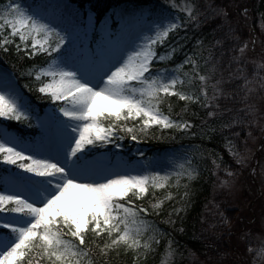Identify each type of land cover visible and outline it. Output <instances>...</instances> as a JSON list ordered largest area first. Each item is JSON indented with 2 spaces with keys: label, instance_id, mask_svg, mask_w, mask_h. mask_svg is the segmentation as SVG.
I'll list each match as a JSON object with an SVG mask.
<instances>
[{
  "label": "snow or ice",
  "instance_id": "obj_1",
  "mask_svg": "<svg viewBox=\"0 0 264 264\" xmlns=\"http://www.w3.org/2000/svg\"><path fill=\"white\" fill-rule=\"evenodd\" d=\"M217 17L226 21L223 7L207 5L201 11L194 2L190 14L179 22L175 16H157L143 8L113 9L97 26L93 12L85 15L64 0L33 5L8 0L0 11V49L8 54L14 46L20 60L44 57L41 65H32L22 75H34L33 83L38 85L34 90L51 104L40 115L15 88L11 75L0 72V118L26 121V127L37 129L27 138L0 128V163L19 170L5 177L0 186V264H112L110 254L119 256L121 249L134 253L138 264L156 253L162 240L167 241L162 264H175V257L183 256L172 233L149 219L161 214V204L146 206L138 201L149 192L169 187L172 177L177 186L186 179L182 207H173L161 221L175 231L173 217L183 223L185 217L180 213L186 216L194 203L190 184L197 179L199 168L194 161L203 159L207 150L194 147L183 157L187 167L169 161L161 172L153 167L151 158L132 163L118 152H109L108 146L120 149L126 137L135 142L157 138L149 137L153 127L161 133L179 130L210 139L216 129L206 120L198 126L182 116L173 119L171 107L169 114L162 108L167 98L177 97L210 108L207 116L219 118L232 111L217 103L221 97H233L223 86L237 79L244 80L238 88L253 83L240 67L247 63L242 56L229 62V69L233 61L237 67L225 79L222 73L216 76L211 49H207V57L200 55L207 75L201 74V65L194 58L197 53L185 51L192 39L188 31ZM181 30L184 36L179 35ZM202 40H195L194 49L202 46ZM240 51L243 55L244 49ZM179 53L184 58L172 63ZM165 63L172 66H160ZM257 68L264 69V64ZM259 80L264 88V77ZM243 122L235 115L221 128ZM193 128L197 131H191ZM229 151L237 164H243L245 157L231 141ZM221 186L228 187L229 181H221ZM220 217L221 223L228 222L223 213ZM248 251L255 249L249 247ZM258 254H264V248Z\"/></svg>",
  "mask_w": 264,
  "mask_h": 264
},
{
  "label": "trees",
  "instance_id": "obj_2",
  "mask_svg": "<svg viewBox=\"0 0 264 264\" xmlns=\"http://www.w3.org/2000/svg\"><path fill=\"white\" fill-rule=\"evenodd\" d=\"M77 3L80 7L86 5L95 14L96 21L102 19L107 12L114 5L128 2L132 4H141L146 6L147 10H151L157 16L164 15L166 12L171 10L169 6L170 0H70ZM178 2V0H175ZM192 3V7L197 4L201 11L205 10L207 5L212 7H223L227 13L226 21L220 17L211 20L208 23H203L197 30H189L188 36L192 39L185 45V51H195L197 55L194 57L197 62L201 65V74L207 75L208 73L204 70V61L200 59V55L204 57L208 56L207 49H211L213 61L212 64L216 65V76L219 78L221 73L224 78L227 79L230 70H235L237 63L233 61L231 63V69H229V62L233 57H241L247 61L246 64H240V67L245 68V73L249 80L255 81L260 77H264V69H258L257 65L264 64V0H185ZM246 9V11H245ZM189 14L181 12V18L187 17ZM223 24V27L217 29L218 25ZM231 28V32L229 29ZM180 36H184L183 30L179 33ZM203 37L202 46L194 49V42L197 38ZM219 41V42H217ZM254 41V43H253ZM184 43L183 40L180 41ZM245 45H247L245 47ZM243 48V55L240 49ZM183 53L174 55L172 63H178L183 59ZM44 57L37 56L34 59L25 58L20 60L16 54L14 46L12 50L5 54L0 49V64L8 67L16 77L17 83L19 84L23 94L28 98L31 105L44 106L47 97H43L38 91L34 89L38 85L34 84L33 81L35 76H26L22 73L30 68L32 65H41ZM255 62V63H253ZM212 64L208 65V68L212 67ZM160 66H172V64L165 63ZM187 67L185 71H187ZM258 73V76L256 74ZM254 77L256 79L254 80ZM214 82V81H211ZM210 82V83H211ZM252 84V83H251ZM29 85V87H25ZM244 80L237 79L231 83L225 84L223 89L225 92H232L233 97L229 100H225L221 97L217 103L220 104L221 109L229 108L231 112L224 113L223 116L208 117L207 112L212 109H203L198 104L187 103L180 101L177 97L167 98L164 102L162 110L165 114H169L168 110L171 107V115L173 119H179L181 116L184 120H187L195 125H201L205 120L207 124L215 127L216 131L210 134V139L205 137L201 138L199 135L192 136L191 134L185 135L179 130H170L161 133L158 127H153L149 131V138L142 139L140 142L145 146L144 155L146 158H151L156 161H160L166 157L176 158L181 155H187L191 153L194 147H200L207 151L203 152V159L194 161L198 163V177L195 181L191 182L190 190L192 192L190 199L194 201L193 206L187 210L185 216L184 212L180 213V216L185 217L183 223L173 217L177 222L173 226L161 221L167 219L168 212L173 208L182 207V197L186 189L183 184L188 183L186 179L180 180V186H177L175 182H171L169 187L164 189L154 190L149 192L147 198L143 201L146 206L151 204H161V214L152 215L149 217L150 220L156 222L157 226L166 231L171 232L175 240L179 242L183 256L175 257V264H226L231 263L232 257L237 256L235 253V240L233 234L223 233V224L221 218L214 220L216 217H207L206 208L210 204L213 190L215 189V179L213 174L216 176L214 161V154L219 153L223 159L230 160L227 149L224 146V140L227 137L229 140H233L238 146L246 143L248 134H254L255 130L251 127L252 113H254V97L253 93L249 91V85L243 86ZM195 87H199L197 81ZM33 89V90H30ZM185 90H190L185 87ZM264 89H259L258 94L255 96H261ZM209 95H211V88L208 89ZM187 104V110L185 105ZM262 102H258L257 105H261ZM249 106L252 107V111H249ZM239 110V111H238ZM235 115H239L243 118V123L232 124L230 128H221L223 123H227ZM129 123V126H131ZM6 127L14 130L23 135L25 129L18 126L13 122H6ZM30 132H35L34 128H29ZM191 131H197L193 128ZM233 133H239L238 136H234ZM257 133V132H256ZM123 134V133H121ZM163 136V138H159ZM130 138L126 137L125 143ZM249 143V142H248ZM247 143V144H248ZM142 145V146H143ZM211 148H216L217 151ZM221 167L217 170L220 173ZM215 203L219 200V196L216 193L213 197ZM230 200L228 197L225 198L226 204ZM162 202V203H161ZM215 205V204H214ZM224 201L219 202V207H225ZM228 208V207H227ZM206 212V214H205ZM229 221H235L234 213L231 209L227 210L224 214ZM237 222L244 221L248 222L246 218L236 219ZM184 228L185 231L181 233L179 229ZM167 241L162 240L156 253L149 256L147 260L141 259L138 264H162V254L164 253ZM112 264H136L135 254L132 252L125 253L121 249L120 255L117 256L115 252L110 254ZM241 262V261H240Z\"/></svg>",
  "mask_w": 264,
  "mask_h": 264
},
{
  "label": "rangeland",
  "instance_id": "obj_3",
  "mask_svg": "<svg viewBox=\"0 0 264 264\" xmlns=\"http://www.w3.org/2000/svg\"><path fill=\"white\" fill-rule=\"evenodd\" d=\"M57 2H60V0H23L25 5ZM64 2L69 3L74 8L81 9L85 15L91 12L87 6L82 8L77 3L70 0H64ZM7 3L8 0H0V11L3 10L4 5ZM168 3L170 7L171 5H175L176 8L173 10L171 7V10L166 12L164 16H175L177 17L178 22L179 19H181V12L190 14L192 9V3L185 0H178V2L175 0H170ZM137 8L147 9L146 6H142L141 4L123 2L111 7L107 14L113 9L133 10ZM99 21H96L97 26H99ZM6 34L7 33H5V35ZM0 72H6L10 74L15 88L18 89L20 93H22L13 72L4 66H0ZM248 88L253 89L251 92L253 93V97L255 99L253 107L254 113H252L253 119H251L250 123L251 127H253L255 130V133L251 134L250 136L248 134V138L245 141L246 143L240 146H238L233 140H229L227 137L225 138L224 146L228 151L230 160L223 159L219 153L214 154L216 160L214 163L216 176L213 174V179H215L216 187L213 190L212 198L210 199L211 202L206 208L207 217L209 220H211L212 217L213 219L216 217L214 220L221 218L220 213L225 214L229 209H231L234 213L235 221H229L228 218V222L223 224V233L224 235L227 233L233 234L236 247L235 253L237 256L232 257L230 255L232 262L226 264H264V254H258L260 249L264 248V131H262V129H264V92L260 94L261 96H255L258 94L257 92H259V89L264 88L261 87L259 79L253 81V83L250 84ZM22 95L27 100L23 93ZM259 101L262 102L261 105H257ZM45 103L46 104L44 106L33 105L40 115H43L45 110H50L49 105L51 104V101L48 99ZM7 121L8 120L0 118V128H7L5 126V122ZM11 122H15L18 126L25 129V134L22 135L8 128L16 136L31 138L37 132L36 128L35 132H30V129L26 127V121L24 123L17 121ZM32 123L35 124L36 122L33 120ZM229 141H231L232 144L235 145L236 150L245 157L243 164L236 163V160L229 151ZM122 143L124 144V147L120 149H115L109 145L108 151L118 152L120 156L132 163L149 160V158H146L145 155H143V157L140 156V153L145 154V146L140 141L135 142L129 139L127 143H125V141ZM211 149L217 151L216 148ZM99 151L104 150L100 149ZM94 154L98 155L99 153L97 152ZM183 157H185V155H181L176 158L166 157L160 160L161 163L159 165H156V160L152 159L153 167L163 172L168 166L169 161H174V166L185 163ZM113 159H115V157H113ZM221 160L223 161V164H221ZM217 164L221 165L220 173H217V170L220 168H217ZM185 167H187L186 163ZM16 171L19 170L16 169L15 166L0 163V186H3L5 177ZM227 172H234L237 175L236 177H231L227 175ZM225 180L229 181L228 187L221 186V181ZM233 181L235 182L233 183ZM171 182H175V177H172ZM216 193L219 196L217 203H215L213 199ZM226 197L230 199L228 200L227 204L225 202ZM220 201H224V204L227 206L219 207ZM244 218H246L248 222L236 221V219L240 220ZM249 241H251V243H249ZM249 247L255 249V251L249 252Z\"/></svg>",
  "mask_w": 264,
  "mask_h": 264
}]
</instances>
